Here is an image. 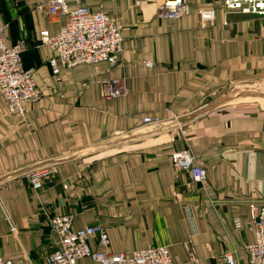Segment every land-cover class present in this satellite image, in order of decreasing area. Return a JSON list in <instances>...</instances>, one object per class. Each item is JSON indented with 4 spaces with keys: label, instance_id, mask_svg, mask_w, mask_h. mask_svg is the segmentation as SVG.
Wrapping results in <instances>:
<instances>
[{
    "label": "crops",
    "instance_id": "crops-1",
    "mask_svg": "<svg viewBox=\"0 0 264 264\" xmlns=\"http://www.w3.org/2000/svg\"><path fill=\"white\" fill-rule=\"evenodd\" d=\"M163 1L68 0L113 15L121 52L115 64L61 67L57 78L39 35L65 16L50 21L46 0H0L7 42L24 39L23 65L41 88L22 114L0 94L3 258L45 264L58 247L47 220L70 213L74 228L102 225L112 251L164 245L174 261L191 250L193 264H216L225 252L248 264L250 208L264 204V15L186 0L189 12L172 18ZM205 2L215 15L203 22ZM113 77L123 93L104 95ZM185 148L205 182L173 165L171 153ZM41 165L54 171L34 190L27 173ZM89 245L101 248L95 238Z\"/></svg>",
    "mask_w": 264,
    "mask_h": 264
},
{
    "label": "built area",
    "instance_id": "built-area-1",
    "mask_svg": "<svg viewBox=\"0 0 264 264\" xmlns=\"http://www.w3.org/2000/svg\"><path fill=\"white\" fill-rule=\"evenodd\" d=\"M225 11H239L264 15V0H223ZM47 18L58 21L65 16L64 22L55 32L48 29L40 31V42L49 45L53 54L48 61L52 73L58 78L61 67H73L81 63L107 61L115 64L121 52L120 26L113 15L103 10H92L86 4L77 2L69 6L68 0H46L44 3ZM164 16L178 17L189 12L186 0H164L161 5ZM203 22L212 19L215 8L205 2L199 9ZM7 23L0 20V94L6 108L11 113H24L25 103H34L41 96L33 68L23 65L22 52L25 49L23 38L8 43ZM146 65L152 61L145 59ZM103 94L115 96L123 93L118 78H111L103 86ZM144 121L149 117L144 116ZM176 168L187 169L193 182L203 183L207 172L197 162L188 149H178L171 153ZM52 167L41 165L31 168L27 173L30 187L38 190L45 179L52 175ZM70 213L54 215L48 218V226L58 238V247L45 258V264H77L80 258H89L98 264H193L196 260L193 251L188 250L185 261H174L167 246H153L129 251L108 249L109 238L100 224L74 228ZM236 228L241 226L238 217L233 218ZM253 240L247 244L248 264H264V204L256 208L251 206L249 217ZM97 239L100 249H92L89 240ZM0 264H14L11 259L0 256ZM216 264H236L232 252H225Z\"/></svg>",
    "mask_w": 264,
    "mask_h": 264
},
{
    "label": "rangeland",
    "instance_id": "rangeland-1",
    "mask_svg": "<svg viewBox=\"0 0 264 264\" xmlns=\"http://www.w3.org/2000/svg\"><path fill=\"white\" fill-rule=\"evenodd\" d=\"M260 95H262V94H260Z\"/></svg>",
    "mask_w": 264,
    "mask_h": 264
}]
</instances>
